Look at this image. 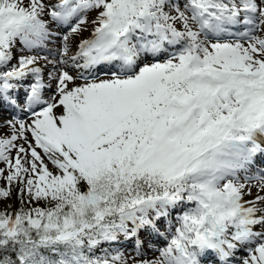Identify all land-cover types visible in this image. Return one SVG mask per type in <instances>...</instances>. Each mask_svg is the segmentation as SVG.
<instances>
[{"label": "rangeland", "instance_id": "374dc122", "mask_svg": "<svg viewBox=\"0 0 264 264\" xmlns=\"http://www.w3.org/2000/svg\"><path fill=\"white\" fill-rule=\"evenodd\" d=\"M64 1L0 0V66L6 67L11 57H21L16 66L3 68L0 74L1 206L11 205V187L20 189L32 211L31 225L36 227L41 205L33 192L43 197L56 190L70 191L83 183L86 171L124 160L130 173L150 171L161 179L191 175L196 186L207 185L221 196L219 208L212 209L196 188L190 197L138 203L119 214V228L104 229L95 242L85 240L91 250L89 258L79 260L70 251L61 264H188V260L191 264H264V140L256 146L248 140L252 133L263 131L264 135V114L256 118L258 110L264 109V0H145L136 12L130 11L131 0H69L62 6ZM104 6L115 9V16ZM179 10L188 12L187 17ZM223 18L227 23L218 25ZM178 30L192 41L185 43L187 47L180 42L170 48L179 42L174 37ZM191 30L197 35L193 39ZM157 37L163 45L154 50L155 55L160 52L152 63L163 64L158 69L151 64L145 69L139 64L131 67L133 60L128 57L126 68L131 70L120 75L122 80L99 89L102 109L85 113L69 96L59 95L74 140L64 146L52 139V134L59 135L47 122L49 104L35 84L42 71L44 90L54 92L47 77L57 83L81 77L79 62L67 60L69 56L85 55L113 41L139 58L141 52H149L148 46ZM227 42L240 45H222ZM34 45L40 47L37 54L32 53L34 58L43 57L21 70L22 60L31 56L26 49ZM85 57L86 62L94 58ZM167 59L178 60L166 66L160 62ZM116 67L120 69L121 62ZM11 77L14 80L6 81ZM10 87L20 98L35 93L42 102L27 112L23 99L11 89L6 91ZM177 92L178 96L172 94ZM9 101L25 113L11 115L2 107ZM232 108L246 112L235 127L227 113ZM33 113L45 117L35 120L43 128L42 135L31 132L29 126L27 133L23 129L40 152L41 161L30 164L21 152H12V144L8 150L7 144L12 139L9 131L20 135L11 122ZM192 114H196L195 121L208 119L215 131L222 126L234 129L233 136L220 145L210 136L208 146L212 147H203V139L189 131ZM217 116L225 119L217 123ZM205 212L216 223L215 231L202 225ZM6 225V220H0V228ZM79 236L68 232L57 239Z\"/></svg>", "mask_w": 264, "mask_h": 264}, {"label": "trees", "instance_id": "16d2710c", "mask_svg": "<svg viewBox=\"0 0 264 264\" xmlns=\"http://www.w3.org/2000/svg\"><path fill=\"white\" fill-rule=\"evenodd\" d=\"M131 1L133 8L130 11L136 12L138 6L143 8L145 0ZM109 10L116 14L115 9ZM178 92L172 94L178 96ZM258 112L256 118L264 114V109ZM227 113L232 118L229 121L235 122L234 127L246 116L242 108H232ZM195 116L189 115V131L193 137L203 139V147H212L208 146L210 136L215 145L233 136L234 129L222 126L215 131L208 119L199 122L195 121ZM221 119L225 118L217 116V123ZM128 167L124 160H118L112 167L86 171L83 183L70 191L56 190L43 197L41 193L33 192L37 196L36 202L41 205L36 227L31 225L32 211L24 204L20 189L16 192L11 187V205L2 207L0 202V220L7 222L6 227L0 228V264H61L60 259L70 251L79 260L89 258L91 250L85 240H97L104 229L119 228L122 225L119 214L132 210L138 203L153 204L158 198L190 197L195 188L212 209L217 210L222 201L221 196L207 185L196 186L191 175L178 177L175 174L171 179H161L150 171L130 173ZM68 232L80 236L67 241L57 239Z\"/></svg>", "mask_w": 264, "mask_h": 264}, {"label": "bare ground", "instance_id": "6f19581e", "mask_svg": "<svg viewBox=\"0 0 264 264\" xmlns=\"http://www.w3.org/2000/svg\"><path fill=\"white\" fill-rule=\"evenodd\" d=\"M69 1V0H66V2ZM263 5V4H262ZM260 7V6H259ZM230 8V7H229ZM157 10V9H156ZM158 11V10H157ZM180 13H182V10L180 11ZM184 17H187L188 15V12H185V13H182ZM45 15V14H44ZM178 16V15H177ZM180 16V15H179ZM195 16V19H197L198 17L196 15H193ZM159 17V16H157ZM181 17V16H180ZM49 18V17H48ZM155 19V18H154ZM191 19V17H190ZM181 20V19H180ZM198 20V19H197ZM48 22V21H47ZM165 22V21H164ZM167 22V21H166ZM218 25H223V24H226L227 23V20L226 19H221L219 22ZM49 25V24H47ZM193 25V24H192ZM192 25H188L189 28L193 29V26ZM203 25V24H202ZM180 28V27H179ZM183 29V28H182ZM196 28H194L195 30ZM252 29V25L249 27V30ZM83 30H85L83 28ZM86 32V31H85ZM194 31L191 30V39L195 38L197 35V30H195L196 34L193 33ZM90 33V31H89ZM187 33V32H186ZM188 34V33H187ZM186 35V34H185ZM178 36V37H176ZM174 37H176L177 40H179V42L185 44L186 42L187 43H191L190 41V38L187 37L185 38L183 36V34H181L180 30H178V34H175ZM199 38V37H198ZM144 39H147V36H144ZM203 39V38H202ZM155 40L156 41H153L156 45L154 46L153 44H150V47H148L147 50H149V53H142L141 52V56L139 58H137L134 54H129L127 53V51H122L118 56H116V59H118L120 57L121 59V64H122V67H120V69H117L118 70V74L117 75H114V74H104V73H99L101 71V68L98 67V57L99 56H102L100 55L99 53L96 54H93L92 57H94L93 60L95 61H91V62H86L84 58V55L81 54L82 52H79V53H76V55H73V56H69L67 60H70L71 62H82L84 61L82 64L79 65V67L81 68L82 72H83V75L80 79H78V81L74 80V79H66V78H63L61 80L60 83H57L56 81H53L52 82V77H47L49 81H51V84H52V88L54 90L51 91V90H44L43 86V77H44V74L45 72L42 71V75H41V72L39 75V77H42L40 80L37 81V86L38 87H41L42 91H41V97L44 99L45 102H47L49 104V110L47 111V114L48 116L50 117V119L47 120V122L49 121V126L52 127V130L56 131L59 135V137L55 136L54 134H52L53 131H50L49 130V134L51 133L53 136H52V139H56L57 141H61L62 145L64 144V146H69L71 140L73 139L74 136H72V129L71 127L69 126V121H67V114L66 112L64 111V108H62V106L59 104L61 103L59 100H58V96L61 95V94H65V96H69V98L71 99L72 103L74 106H80L83 110V112L87 113L88 111H91V112H96L100 109H102L103 105H102V102L101 100L97 97V94H98V91L99 89H103L102 87L105 85V84H112L113 82H116V81H120L122 80L121 77H120V74L125 71L126 69H129L131 68L133 65H141V68L145 69L146 65H155L156 68L157 67H160L163 63H152L154 62V58H156L160 52H158L157 55L154 54V50L157 49V47L162 46V38H156ZM199 40V39H197ZM205 40V39H204ZM20 42V41H19ZM217 41H215L216 43ZM201 44V43H200ZM199 44V45H200ZM228 44H231L230 46H233V47H237L240 45V43H237V42H231V43H222V45L224 46H227ZM253 44V43H252ZM18 45V44H17ZM248 45V44H247ZM251 46V45H250ZM209 47V46H208ZM246 47V46H245ZM16 48V47H15ZM14 48V49H15ZM65 48V47H64ZM83 48V47H82ZM106 48V49H105ZM217 48V47H216ZM13 49V51H14ZM103 48H100L99 50H101ZM118 49V46L113 43V42H109L106 47H104V51L101 50L100 52L104 53L105 51L106 52H110L108 53L105 58L106 61H112V62H117L116 59L114 58H108V56H112L115 52L113 51H116ZM124 49V48H123ZM21 50V49H20ZM40 50V47L38 45H34V46H31L29 48L26 49V51L31 54V56H28L29 59H26L25 58V61L22 60L21 62V65L19 66L20 69H25L28 64L30 63H35V64H38L40 62V59L43 57H39L38 55L34 58V55H32V53L34 54H37L35 52L39 51ZM81 51V50H80ZM227 51V50H225ZM187 54H189V52H187ZM26 57V56H25ZM124 57V59H123ZM128 57H132V60H133V63L131 64V67L129 68H126L127 65H126V59ZM21 57H18V58H13L11 57L10 60L8 61L6 67H14L16 66L15 63L16 61H18ZM49 58V57H48ZM45 59V58H44ZM178 59H167L165 61H160V62H165L164 65L166 64H169L170 63H173L175 64L177 62ZM21 61V60H20ZM28 61V63H27ZM179 61H182V58L179 60ZM157 62V61H156ZM44 65V64H43ZM163 65V67H164ZM165 65V66H166ZM39 66H42V64ZM117 66V65H116ZM171 66V65H170ZM6 67H2L0 66V74H1V71L3 68H6ZM43 67V66H42ZM145 67V68H144ZM154 67V66H153ZM149 68V67H148ZM165 68V67H164ZM105 71H108L110 70L111 68H103ZM158 69V68H157ZM156 69V70H157ZM149 70V69H148ZM154 70V69H152ZM165 70V69H164ZM46 71V70H45ZM53 71V70H52ZM151 71V70H150ZM149 71V72H150ZM167 71V70H166ZM90 72V74H88ZM141 73V72H140ZM154 73V72H153ZM158 73V72H157ZM31 74V73H30ZM47 74V73H46ZM95 74V79H90L89 78ZM57 75V74H56ZM88 75V79L86 78ZM120 77V78H119ZM14 80V78H6V81H12ZM117 85V84H116ZM108 87V86H107ZM122 87V86H121ZM105 89V88H104ZM110 89V88H109ZM104 91V90H103ZM12 92L16 95V96H19L20 97V93L18 91H15V90H12ZM101 94V92H100ZM99 96V95H98ZM105 96V95H103ZM18 97V98H19ZM102 97V96H101ZM63 98V97H62ZM60 99V98H59ZM59 102V103H58ZM67 103V102H66ZM105 103V102H104ZM38 103L36 101H34V99H31V103L29 105V108H28V111H31L37 107ZM62 104V103H61ZM6 109H9V112L11 115H19V112L14 110V109H11L9 106H6L5 107ZM44 109V108H43ZM107 111V110H106ZM82 112V111H81ZM46 113V112H45ZM21 113H20V117H21ZM84 115V114H83ZM41 117H45V116H42L41 114H36L34 115V113L32 114V116L30 117H23L21 118L20 120H13L10 124L14 127V130L19 132L20 135H17L15 134V132L13 131H9V135H11L10 137H12V139L9 141V143L7 145H9V149L12 147L10 144H12L14 146V149L12 150L13 153H17V150L18 152H21L23 158H26L28 160V162L30 164L32 163H35V162H40L41 161V158H40V152H39V149L38 147L36 146V143L34 142L33 138L31 136L30 139L25 135V133L23 132V129L26 130V128L29 126V129H31V132H39V134L42 135V129L41 128V125H37V123H35L36 121V118H41ZM44 120V119H43ZM40 121V120H39ZM70 122H71V119H70ZM45 123V122H44ZM74 124V122H73ZM72 126V125H71ZM261 127L263 128L264 130V124L261 125ZM47 130V129H46ZM76 131V130H75ZM26 133H27V130H26ZM45 134V133H44ZM50 134V135H51ZM263 134V131H260V132H257V133H252L250 135V137L248 138V140L252 141L255 146L257 144H263V140H264V135L262 136ZM43 140V139H41ZM74 140V139H73ZM36 141V140H35ZM41 142V141H40ZM74 142V141H73ZM49 143V142H48ZM44 144V143H42ZM47 144V143H46ZM72 144V143H71ZM53 145V144H52ZM44 146V145H43ZM259 146V145H258ZM63 148V147H62ZM8 150H6V152H8ZM237 150V149H236ZM15 153V154H16ZM227 153V152H226ZM14 155V154H13ZM43 156V155H42ZM52 156V155H51ZM10 157V156H9ZM53 157V156H52ZM8 158V157H7ZM19 158V157H18ZM239 158V157H237ZM31 166V165H30ZM262 179V178H261ZM257 183H259V181H257ZM257 185V184H256ZM258 206H261V203H257ZM263 205V204H262ZM147 257H150V256H147ZM152 257V256H151ZM204 258H201V257H197V260H203ZM182 261V260H181ZM188 264H191V261L188 260L187 261Z\"/></svg>", "mask_w": 264, "mask_h": 264}, {"label": "water", "instance_id": "95a60500", "mask_svg": "<svg viewBox=\"0 0 264 264\" xmlns=\"http://www.w3.org/2000/svg\"><path fill=\"white\" fill-rule=\"evenodd\" d=\"M203 224H206L210 230L215 229V223L212 218H210L209 213H205Z\"/></svg>", "mask_w": 264, "mask_h": 264}]
</instances>
